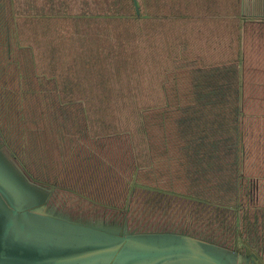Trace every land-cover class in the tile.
I'll use <instances>...</instances> for the list:
<instances>
[{"label": "rangeland", "instance_id": "1", "mask_svg": "<svg viewBox=\"0 0 264 264\" xmlns=\"http://www.w3.org/2000/svg\"><path fill=\"white\" fill-rule=\"evenodd\" d=\"M82 1L0 0L6 11L11 43L8 59L1 22L0 129L8 148L16 151L24 163L25 160L28 162L29 166L25 163L27 169L34 176L56 184L59 202L76 208L90 209L89 205L111 203L125 205L130 216L143 222L181 223L195 228L210 225L208 217L217 219L218 214L224 216L223 221L232 216L238 222L233 214L234 211L236 216L239 215L238 204L222 207L218 211V207L210 203L196 205L182 180L176 177V172L170 171V158L165 154L159 161L155 160L163 151L158 146L160 131L155 128H147V132L139 130L133 106L128 102L123 105L125 99H119L135 96L146 104L151 102L150 98L160 100L158 86L164 77L166 88L162 95L169 98L180 96L185 79L180 69L177 68L178 75L175 72L174 58L178 60L175 63L192 57L205 64L236 59L238 67L243 65L241 68L245 72L247 87L260 88L263 85H258L257 77L251 73L259 65L264 68V60H260L264 52L258 49L259 44L264 46V31L261 32L260 24L255 21L249 23L234 17L239 18V14L243 13V16L256 17V21H261L264 10L257 13L256 6H252L253 0H225L227 3L209 0L207 4L203 3L199 8L201 12L216 14L213 10L215 4L230 14L229 33L233 43L228 46L234 47L231 51L225 46L223 38L226 20L218 23L214 18L209 19L207 26L202 28H198L192 20L185 25L176 18L182 8L167 9L168 0H149L144 4L146 14L142 33L145 41L141 47L145 73L143 81L140 78L142 84H129L127 79H122L128 78L127 75L121 76L118 72V66L129 68L136 65L137 58L132 56V52L139 43L129 44L131 42L123 40L122 36L126 33L119 23H113L108 30L102 29L103 23L102 28L97 29L102 35L111 33V36L106 40L97 38V41L104 42L102 49L109 52L111 60L103 59L106 78L105 75L98 80L94 78L92 85L95 86H87L86 80L81 83L78 63L72 65L69 61L71 52L76 56L81 52L75 45H69L71 32L67 30V24L58 21V17H46L54 12L61 16L81 13V8L101 12L97 9L100 0H85L87 5ZM154 1L158 3V8H152ZM173 1L170 6H182ZM109 3L103 7H110ZM114 3L119 4L117 0ZM172 11L176 13L173 17ZM147 28H150L149 33ZM243 31L246 33V46L249 40L252 44L246 60L237 48L236 34ZM117 42L125 45L118 46ZM183 43H187L188 47H179L178 52L177 44ZM116 49L127 53L121 56L122 61L125 59L123 64L115 62ZM263 73H258V76ZM133 74L136 75V71ZM121 81L126 83L121 84ZM85 96H90L95 102L98 98H104V101L97 102L91 109L81 110L78 100ZM37 105L39 108H35ZM74 112L77 116L72 115ZM237 182L240 188L234 202L236 199L242 202L244 185L240 177ZM220 225L225 227V224ZM216 228L219 229L217 225Z\"/></svg>", "mask_w": 264, "mask_h": 264}, {"label": "trees", "instance_id": "2", "mask_svg": "<svg viewBox=\"0 0 264 264\" xmlns=\"http://www.w3.org/2000/svg\"><path fill=\"white\" fill-rule=\"evenodd\" d=\"M82 2L85 5L88 3L85 0ZM102 2L103 5H100ZM108 2H110V7L104 8L103 6ZM117 2L119 4L115 5L114 0H100L97 2V9L101 12L81 8V13L77 14L65 13L61 16L54 12L46 16L58 17V21L67 24L66 28L71 32L68 37L69 45H75L81 52L79 56L71 52L69 61L72 62V65L78 63L81 70V83L86 80L87 86H95L92 85L94 78L98 80L104 75L106 78V64H103V59L107 58L109 62L111 60L109 52L106 53L102 49L104 42L97 41V38L106 40L111 36V33L102 35L97 29L102 28L103 23L104 28L102 29L104 30L110 29L113 23H119V27L124 28L123 31L126 33L122 39L131 42L129 44L139 43V46L134 47L132 52V56L137 58L136 65H131L129 68L118 66V72L121 76L127 75L128 78L122 77V79L128 80L127 83L142 84L141 79L144 78L145 73L141 47V43L145 41V36L142 33L144 31L143 16L146 14L144 4L150 1L136 0L138 12L134 7L133 0H117ZM168 2L167 9L174 8L170 6L172 0H168ZM151 4L152 8H158L156 1ZM253 5L256 6L257 13L263 12L264 0H253ZM3 11L6 14L4 9ZM261 19L264 21V15ZM89 26H93L95 29L89 28ZM147 31L149 33L150 28ZM117 45L124 46L125 44L117 42ZM179 47L182 46L177 45L178 52L180 51ZM126 54V52L116 49L114 52L115 62L123 64L125 59L122 61L121 56ZM79 58L80 60L77 62ZM177 61L174 58L175 72L178 75L177 68L180 69L185 79V86L180 96L175 95L169 98V96L162 95L166 88L164 77L158 86V90L161 92L160 100L150 98L151 102H147V104L135 96L119 100L125 99L122 101L123 105H127L128 102L133 106L139 130L147 132V128H155L160 131L161 142L158 146L162 147L163 151L155 160L159 161L165 154L170 158L168 160L170 171L176 172V177L182 180L184 187L195 199L197 206L210 203L211 206L218 207L217 211L223 209L219 206L225 204L234 206V196L240 188L237 182L240 177L239 169H237L238 150L242 140L240 122L244 114V103L250 102L247 96L241 95L243 87L244 93L247 94V82L241 84L239 62L233 58L224 63L212 64L199 63L198 58H183L182 63H175ZM122 69H126V71ZM133 71H136V75L133 74ZM161 72L165 73L163 70ZM120 83L126 82L121 81ZM141 87L144 90L142 85ZM30 90L32 91L31 88ZM103 99L98 98L97 102H103ZM78 101L81 103V110L91 109L97 105V102L90 96H85ZM35 108H39V105ZM65 108L68 109V107ZM72 115L77 116V113L74 112ZM212 202L219 203V206ZM233 214L236 216L234 211ZM198 228L203 229L202 227Z\"/></svg>", "mask_w": 264, "mask_h": 264}, {"label": "water", "instance_id": "3", "mask_svg": "<svg viewBox=\"0 0 264 264\" xmlns=\"http://www.w3.org/2000/svg\"><path fill=\"white\" fill-rule=\"evenodd\" d=\"M55 185L27 169L0 129V264H264L238 214L230 247L189 224L140 221L125 205L99 204L89 214L59 202Z\"/></svg>", "mask_w": 264, "mask_h": 264}, {"label": "flooded vegetation", "instance_id": "4", "mask_svg": "<svg viewBox=\"0 0 264 264\" xmlns=\"http://www.w3.org/2000/svg\"><path fill=\"white\" fill-rule=\"evenodd\" d=\"M153 18H155V16H153ZM143 20L145 22V16ZM147 22L149 23V21ZM0 23L3 25L0 24V26H2L1 31L5 43L4 48L8 58L11 48L9 24L1 3ZM148 29L149 28L146 30ZM258 69L252 70L251 74L253 76H258L260 71H258ZM262 72L263 70L261 73ZM263 89L264 85L260 88L249 87L247 94L252 98H249L250 102L244 103V114L240 122L242 140L239 145L237 161V169H239L240 180L244 187L241 198L242 202H237L236 199L233 204L240 205L238 206V226L240 230L243 231V236L250 242L252 249L258 251L261 255H264V251L261 252L264 246V107L261 108L255 100L259 95L264 96ZM18 149L20 148L18 147ZM29 160L31 161L32 159ZM25 163L28 165L26 160ZM89 207L91 208L89 211L95 210L92 209L93 206L89 205ZM95 213L96 212L93 211L89 214ZM109 217L110 216L107 218ZM222 218H224V216L219 214L217 219H215L214 216H212V219L208 217L210 225L203 226L202 230L203 232L205 231L204 233H206V236L233 247L235 237L237 236V223L232 216L227 217L225 221H223ZM220 224H225V227H222ZM216 225L221 231L216 228Z\"/></svg>", "mask_w": 264, "mask_h": 264}, {"label": "crops", "instance_id": "5", "mask_svg": "<svg viewBox=\"0 0 264 264\" xmlns=\"http://www.w3.org/2000/svg\"><path fill=\"white\" fill-rule=\"evenodd\" d=\"M206 1H209V0H201V1H199V0H196V1L195 0H175L174 1L175 3H178V4H181L182 5L179 8L174 7L175 10L176 9L180 10L182 8V10H180L178 12L179 16L177 15L178 17H176V18L182 20L185 25L188 24V21H191L192 20L193 22H195V24H196V26L198 28H202L204 26H207V20H209V19H213L214 18V19H216L218 21V23H221L223 20H226L227 21V24H225V33H224L223 38L225 37V41H224L225 42V46L228 47V49L232 51V49L234 47H229L228 46V44L233 43V41L230 39V33H229V31L231 30V28L229 27V23H228V20L230 19V14L224 12L223 8L220 7V6H218V5H217L218 7H216L215 4H214V7H213V3L211 5H212L213 10H214V12L216 14H214V13L212 14V13H210L208 11H206V12L199 11V8L203 5V3H206L207 4ZM224 1L225 0H221V2H224ZM226 3L220 4V5L223 6ZM171 14H172V17H173V16H175L176 13H174L172 11ZM239 16H240L239 18H237V17H234V18L235 19H240L242 21H248L249 23H252V21H255V22H257V23L260 24V26H261L260 27L261 28V32L264 31V21H256L254 19V17L243 16V13H242V15L239 14ZM260 22H263V23H260ZM239 30H241V28ZM208 37L209 36H207L206 39ZM236 37L238 38L237 39V43L239 42L237 48H238V50L240 52V55L244 58V60H246V59H248L247 51L252 50L251 40H249V42L247 44L248 47H247L246 46V33L244 31L241 34H236ZM242 39H243V41H242ZM177 45H179V44H177ZM180 46H182V48L183 47H188V44L187 43H184L183 45L180 44ZM226 47H225V50H226ZM259 48H260V51L261 52H264V46H262V45L259 44L258 49ZM250 57L251 56H249V58ZM260 57H261L260 60L263 61L264 60V56L263 55H260ZM188 58L192 59L191 57H188ZM241 67H239V69L241 71L242 78H243V83H244V73L245 72H244V70ZM258 67L259 68H262L260 65ZM263 69L264 68L259 69L260 70L259 73H261V71ZM255 77H257V81L256 82H257L258 85H260V86L261 85H264V73H263V75H259V76H255ZM248 89H249V87H248ZM263 91H264V89H263ZM243 96H247L248 98H252V97L248 96V94H245L244 93V87H243ZM255 102L259 106H261V108H263L264 107V96H261V95L257 96Z\"/></svg>", "mask_w": 264, "mask_h": 264}]
</instances>
